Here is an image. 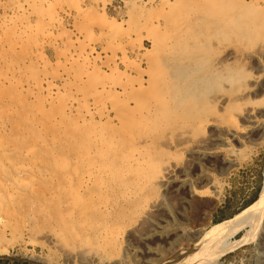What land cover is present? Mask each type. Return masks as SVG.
Here are the masks:
<instances>
[{
  "label": "rangeland",
  "instance_id": "rangeland-1",
  "mask_svg": "<svg viewBox=\"0 0 264 264\" xmlns=\"http://www.w3.org/2000/svg\"><path fill=\"white\" fill-rule=\"evenodd\" d=\"M167 1L171 7L166 6ZM175 6L181 7L182 2L0 0V249L7 250L0 253V264H83L81 246L95 248L109 264L116 263V259L122 260V264H146L144 261L153 256L148 254V248L159 240V232H164L165 237L159 241L162 252L152 257L156 261L153 264H264V214L263 226L247 236L244 243L210 262L200 260L210 231L230 223L259 198L264 175V124L263 131L258 132L242 116L236 119L237 127L245 129L244 135L221 136L223 141L220 139L214 151L196 156L194 165L188 163L192 154L187 142L171 141V147L165 145L163 135L188 120L173 116L171 124L152 123L133 131L135 143L140 142L137 152H130L128 144L123 149L119 146L113 161L98 154L92 157L95 185L88 201L95 202L93 214L99 205L101 215L109 214L110 220L104 226L96 220L97 224L88 229L90 239L85 235L75 238L59 224L58 229L67 240L64 243L73 250L71 257L61 249L47 246L43 236L29 234L27 230L24 199L42 192L44 185L51 200L58 201L62 193L54 187L52 177L66 175L72 180V175H84L86 171L74 158L76 126L83 125L82 121H89L90 114H94L96 123L90 132L91 139L86 143L83 137L85 148L109 142L115 132L106 126V120L100 121V115L119 108L116 98L126 76L131 81L138 77V64L145 71L149 69L145 56L153 45L162 49L170 41L173 46L185 37L183 10L176 11ZM159 24L162 33L154 34L153 28ZM123 48L128 63L123 62ZM233 50L234 47L227 51ZM233 60V66L248 67L242 58ZM222 116L223 121L213 129L239 130L229 128L224 123L228 115ZM111 117L117 124L114 112ZM164 168H170L173 176L162 186L159 181L163 175L159 171ZM184 177L189 178L185 187L180 183ZM71 186L68 183L67 190ZM149 213V227L157 229L158 234L145 241L137 230ZM245 233L239 232L229 243ZM182 259L184 263L179 262Z\"/></svg>",
  "mask_w": 264,
  "mask_h": 264
},
{
  "label": "bare ground",
  "instance_id": "bare-ground-1",
  "mask_svg": "<svg viewBox=\"0 0 264 264\" xmlns=\"http://www.w3.org/2000/svg\"><path fill=\"white\" fill-rule=\"evenodd\" d=\"M177 1L182 2V6H175L174 10H183L182 24L185 37L181 42L175 43L173 46H171L172 41H170L169 44L162 49H158L156 45H153V50L148 51L149 54L145 56L146 60H148L149 69L145 71L141 64H138L136 66L138 77L133 78L131 81V78L126 76V81L121 85L122 92L119 97L116 98L117 101L120 102L119 108L113 107L112 110L108 109L104 114L101 113L100 115V121L106 120V126L115 132L112 138L108 139L109 142H103L100 146L91 144L88 145L87 149L85 148L83 137L85 136L84 141H86V143L91 139L90 132H92L93 124L96 123L94 114H90L89 121H82L84 123L83 125L78 124L76 126L73 133V148L75 147L74 158L77 165L81 164L83 170L86 169L84 175L74 174L71 176L72 180L65 177L66 175H59L54 179L52 177V180H55L56 182L54 187L59 189L62 193L61 199L58 201L51 200L52 196L46 190L47 187L44 185L43 189H41L42 192H36V195L33 194L27 197L26 200L24 199L25 207H22L26 209L28 217L27 230L29 234H39L43 236L44 242L47 246L61 249L69 257L73 255V250L69 248L70 246L68 247L64 243L67 240L62 236L63 234L61 235V231L58 229L59 224L64 225V227L70 230L75 238H77L79 236L83 237V235L89 237L90 234L88 229L90 230L94 227L96 220L103 226L105 222L110 220L109 214L105 213L104 215H101L99 205L95 209L96 213L93 214L95 202L93 199L88 201V197L95 185V179L92 175V157H96L98 154L101 158L105 157L108 160L113 161V155L116 153L119 146L122 145L121 147L123 149L127 148L128 144H131L130 152H137L139 150L138 146L140 142L135 143L137 139L135 138L133 131H139V127H147V124L152 123L171 124V116L184 117L188 118V120L176 125L172 132L170 130L163 135L165 145L171 147V141L177 142V144L187 142L189 144V152L192 154L190 159L194 158L193 160L187 159L190 165L195 164V161L197 160L195 158L196 156L203 155L206 151H214V148L220 139L224 138L221 136L225 135V137L236 138L238 135H244L245 129L241 128L240 130L237 127V120L240 119L238 116L244 117L243 120H249V124L251 126L255 125L254 129L258 132L263 131L261 126L264 122L260 121V119H264V0ZM166 4V6L171 7V2L167 1ZM160 15L163 14L160 12ZM153 31L154 34H161V25H155ZM232 47H234L235 50L228 52L227 50L230 51ZM122 51L123 62L128 63L126 48H123ZM226 51L228 53L223 55ZM154 55L155 58L153 57ZM151 57L154 58L152 62L149 61ZM239 58L247 61L248 67H244L246 64L238 67L233 66V59ZM144 75H147V77L145 78ZM112 112L115 114L114 118L116 119L117 124H114L111 117ZM223 113L228 115V119L224 123L229 124V128H233V130L239 129L240 131H231L232 129L218 131L213 129V127L216 128V126L223 121ZM196 131H198L196 133L198 134L197 136L194 135V132ZM123 138H126L127 140H124ZM60 144L62 146V143ZM8 155L7 157L9 158ZM5 159L8 160L7 158ZM108 168H110V164ZM161 173L163 176L159 181V184L163 186L164 183H168L167 180L172 179L173 175L171 176L170 168H164L163 172L159 171V174ZM3 174L4 177L7 176L5 170H3ZM0 175L2 174L0 173ZM51 176L52 175H50V177ZM196 176L199 178L198 175ZM164 177H166V179H163ZM185 178L186 177L180 182L184 187L189 185L187 181L189 178L187 180ZM200 181L203 180L200 179ZM46 182H49V180ZM68 183L72 185L70 190H67L66 188ZM33 185L35 184L33 183ZM60 185L64 186V188L60 189ZM2 187L4 186L2 185ZM38 187L37 190H39ZM40 188L42 187L40 186ZM11 206L9 205V207ZM33 209L39 211V214L36 215L32 211ZM150 213L142 219L137 230L139 231V236L145 241L158 234L156 233L157 229L149 227L151 226V219H149ZM263 214L264 175L258 200L237 214L227 225L210 231L207 239L208 243L203 248L205 253L200 260H209L210 262L213 257L217 258L231 248L244 243L247 236H251L253 232L259 230L263 226ZM4 224L7 226V222H4ZM241 231L246 232L244 236L239 240H235L232 244L229 243V240ZM163 233L164 232H159V240H156L154 245L148 248V254L150 253L153 256H158L159 252H162V249L159 248V241L165 237L163 236ZM71 239L73 238L71 237ZM80 249L83 264H109V260L107 262V259L105 260L100 254L101 252L94 250L95 248L81 246ZM3 252H7V250L0 249V253ZM105 252L107 251L104 250L103 253ZM152 257L149 256L144 263L153 264L156 262L155 260H152ZM116 260L117 262L114 264L123 263L122 260ZM179 262L184 263L185 261L182 259V261Z\"/></svg>",
  "mask_w": 264,
  "mask_h": 264
},
{
  "label": "crops",
  "instance_id": "crops-1",
  "mask_svg": "<svg viewBox=\"0 0 264 264\" xmlns=\"http://www.w3.org/2000/svg\"><path fill=\"white\" fill-rule=\"evenodd\" d=\"M251 205V204H250Z\"/></svg>",
  "mask_w": 264,
  "mask_h": 264
}]
</instances>
